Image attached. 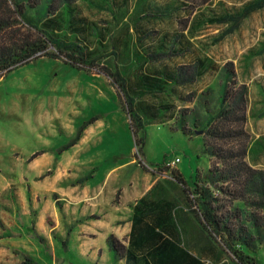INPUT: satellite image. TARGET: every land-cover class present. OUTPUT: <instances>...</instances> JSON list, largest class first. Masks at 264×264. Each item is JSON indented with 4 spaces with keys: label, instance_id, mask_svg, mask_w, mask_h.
Listing matches in <instances>:
<instances>
[{
    "label": "trees",
    "instance_id": "trees-1",
    "mask_svg": "<svg viewBox=\"0 0 264 264\" xmlns=\"http://www.w3.org/2000/svg\"><path fill=\"white\" fill-rule=\"evenodd\" d=\"M78 1L87 0H0V79L30 63L35 56L62 57L66 65L103 74L116 87L129 115L138 151L141 152L144 143L141 134L146 120L154 121L162 114L167 117L164 120L175 124L170 127L172 130H179L188 138L201 134L202 153L208 157L209 169L198 173L189 187L175 173L173 176L185 186L182 191L202 231L227 255L222 264H258L251 254L264 248V170L254 169L247 157L248 87L237 83L230 63L222 71L217 96L212 86L187 94H181L177 88L196 84L199 77L214 67L206 59L196 60L197 57L188 64H174L178 57L192 52L182 33L184 28L192 27L187 25L189 18L199 9L210 8L212 0H163V4L152 0L130 3L113 0L120 11L113 12L110 8L111 19L119 22V17L122 18L118 26L114 23L116 27L111 23L96 26L78 10ZM262 9L264 0H250L235 11L209 16L204 22L226 25L223 38ZM200 12L205 16L204 11ZM160 21L181 27L169 33L149 25ZM113 26L121 31L112 37ZM108 48L110 53H105ZM105 56L121 64L109 65L108 61V67L100 68L99 62ZM165 57H172V62H165ZM153 96H157V103ZM175 99L193 106L179 108ZM90 123L85 122L79 128L71 146L82 138ZM165 169L170 168L168 165L157 168ZM89 178L90 175L83 180ZM53 197L61 209L58 196ZM108 244L117 260L121 256L119 241L110 236ZM149 256L158 264L172 261V255L160 249ZM176 258L181 264H202L186 252ZM152 262L147 260L145 264ZM21 264L33 263L26 258Z\"/></svg>",
    "mask_w": 264,
    "mask_h": 264
},
{
    "label": "crops",
    "instance_id": "crops-1",
    "mask_svg": "<svg viewBox=\"0 0 264 264\" xmlns=\"http://www.w3.org/2000/svg\"><path fill=\"white\" fill-rule=\"evenodd\" d=\"M184 58L187 63L195 60L192 55ZM259 86L263 92L260 100L264 102V86ZM177 88L181 94L198 89L196 84ZM11 104H14L9 107L11 116L16 115L20 119L25 113L31 114L25 105H15L14 100ZM175 104L179 108L193 105L179 99H175ZM253 113L248 87L245 123L249 134L248 162L249 157L264 151V133L251 136L252 131L247 129L250 118L256 117ZM263 116L264 111L259 118ZM159 123L169 125L172 121L162 120ZM48 124L40 125L32 133L30 128L23 130L22 125L10 123L14 136L8 142L7 155L1 141V264H21L26 258L32 261L33 248L37 245L32 238V199L34 197L35 202H41L38 198L42 194H48L49 200L39 209L38 224L44 228L45 231L40 233L50 240V252L53 254L42 264H145L147 260L152 262L149 255L158 253V249L172 255L169 264H181L176 257L185 252L191 255L192 260H199L202 264H222L225 261L227 255L202 231L191 213L182 191L183 187L189 186L183 179V171L178 170L176 165L164 171L144 168L141 166L143 161L137 160L134 154L131 159L117 166H108L101 173L98 167L81 165L69 171L70 163L65 161L68 152L57 155L52 140H61V134H58L56 126ZM90 124L88 129L86 127L90 135L84 132L82 143L94 137L93 124ZM18 133L27 135V140L16 136ZM53 169L54 173H51ZM174 173L185 182V186L175 180ZM86 175L90 178L83 180ZM55 194L63 202H60L61 209L56 206L55 200L52 201ZM47 213L52 214L59 231L44 227ZM110 236L121 245V256L117 260L108 244ZM59 237L63 241L60 242ZM38 246L43 248L40 243ZM127 255L136 260L128 259Z\"/></svg>",
    "mask_w": 264,
    "mask_h": 264
},
{
    "label": "rangeland",
    "instance_id": "rangeland-1",
    "mask_svg": "<svg viewBox=\"0 0 264 264\" xmlns=\"http://www.w3.org/2000/svg\"><path fill=\"white\" fill-rule=\"evenodd\" d=\"M152 1L157 4L164 2L163 0ZM248 1L250 0H212L210 8L199 9L191 15L189 18L191 20L187 25L191 24L192 27L184 28L186 30L182 33L186 35L189 49L192 51L188 54L194 59L197 57L196 60L206 59L214 66L211 72L197 79V92L208 85L207 87L212 86L215 92L213 94L217 96L222 71L225 65L230 63L233 65L237 83L248 85L252 113L254 112L256 117L250 118L247 129L249 132L252 131L250 134L254 136L264 133V116L259 118L264 111V102L260 100L263 92L259 86V84L264 86V9L253 13L237 29L223 38L221 36L227 29L226 25L204 22L209 16L216 17L235 11ZM117 2L121 3L122 0H117ZM130 2L134 0H129L128 3ZM76 5L83 16L98 27H103L107 23L114 25L117 22L111 19L110 8L113 12L120 11L113 0L108 2L106 0L78 1ZM200 10L204 11L207 17L203 16ZM198 15L200 18L197 17ZM120 18L117 26L122 20ZM149 25L169 33H175L181 27L179 24L175 27L169 22L162 21L159 24L156 22ZM114 26L112 37L119 35L121 31L119 27ZM110 50L108 48L105 53H110ZM41 55L33 57L30 63L14 69L5 78L0 79V149H2V141L5 155L9 152L8 142H11L10 138L14 136L10 123H18L22 125L23 130L30 128L32 133H35V129L38 130L40 125L44 126L50 122L51 125L57 127L58 134H61V140L52 138L56 154L68 152L65 161L70 163L69 171L81 165L98 167L101 173L108 166H117L131 159L134 154L137 160L143 161L141 166L152 169L167 166L178 158L180 163L176 167L183 171V179L188 186H191L198 173L203 174L207 171L210 164L208 157L202 153L203 137L201 134L194 135L195 137L190 139L181 131L172 130L170 127L173 128L175 124L159 123L167 118L162 114L154 121L146 120L145 130L141 134L144 143L140 152L130 129V118L122 98L107 77L95 70L66 65L67 61L62 57L52 59ZM108 56L99 62L100 68L106 67L108 61H111L109 65L111 63L117 66L121 64L119 60L113 61V57ZM167 58L163 60L172 62V57ZM186 61L187 59L181 56L180 59L178 57L175 60L174 64L177 66L188 64ZM155 63L157 65L158 62ZM164 97L168 99V96L163 95ZM152 98L157 103V96ZM13 100L15 105H25L31 114L25 113L20 119H17L16 115L11 116L9 107L14 105L11 104ZM160 100L158 98V102H162ZM85 122L93 124L92 136L94 137H87L88 141L83 143L81 138L71 146V141L76 138L79 128ZM87 129L84 132L89 136L90 132ZM16 136L27 140V135L18 133ZM249 162L253 168L264 169V151L256 153L254 157H249ZM50 172L54 173V169ZM99 176L98 174L97 178ZM48 196V194H42L38 198L42 203L35 202L34 197L32 199V238L37 241L32 252L33 264H42L53 255L50 252L52 247L50 240L40 233L45 230L38 224L39 209L49 200ZM53 198L52 201H54ZM59 198L58 201L63 203ZM46 216L44 227L54 228V232L59 231L52 214L47 213ZM58 240L63 241L60 237ZM38 243L43 245V248L38 246ZM251 255L257 258L258 264H264V248L255 255Z\"/></svg>",
    "mask_w": 264,
    "mask_h": 264
},
{
    "label": "built area",
    "instance_id": "built-area-1",
    "mask_svg": "<svg viewBox=\"0 0 264 264\" xmlns=\"http://www.w3.org/2000/svg\"><path fill=\"white\" fill-rule=\"evenodd\" d=\"M180 162V160L177 158L170 164H168L169 168H173L175 165H177Z\"/></svg>",
    "mask_w": 264,
    "mask_h": 264
}]
</instances>
